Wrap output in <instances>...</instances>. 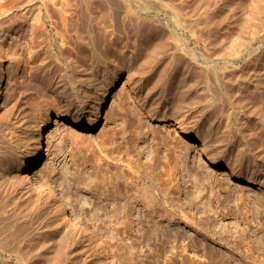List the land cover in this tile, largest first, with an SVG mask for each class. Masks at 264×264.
I'll use <instances>...</instances> for the list:
<instances>
[{"label": "rangeland", "instance_id": "obj_1", "mask_svg": "<svg viewBox=\"0 0 264 264\" xmlns=\"http://www.w3.org/2000/svg\"><path fill=\"white\" fill-rule=\"evenodd\" d=\"M103 1L108 4L111 14L107 19L103 17L100 24L110 23L108 28L113 29L114 42L108 43L104 40L105 42L96 44L93 51L96 54L91 56L89 51L83 52L82 46L75 41L76 36H73L74 39L71 37L74 30L71 31L72 34L69 32L72 38H67L68 46L72 49L68 52L69 58L75 55L73 51L81 54L77 70L84 72L75 71V74L71 68L73 71L67 72L66 80L61 66L64 67L68 59H61L57 54L61 49V34L65 32L63 29L61 30L63 32L59 33L63 24L60 22L61 28L60 24L55 25L52 19L46 18L47 10L43 0H0V78L3 84L0 98V246L4 243L5 249L10 248L12 251L9 250V253L6 249L4 255L9 258L12 254L16 262L21 257L24 261L26 259L25 262H29L28 264H109L106 262L104 249L95 239L74 230L47 202L31 193L22 167V159L31 144L38 139L44 121L57 116H70L84 98L88 99L87 105L91 107L97 91L104 89L107 83H112L114 85L110 90L111 103L100 117L97 118L96 113L89 111L82 116L79 124L64 122L53 126L52 146L45 159L38 165V175L48 186L56 190L61 198L67 200L68 205L74 208L95 231L109 241L116 251L119 264H264V180L253 181L241 169L242 164H233L237 162L236 152L230 148L232 137L225 134L226 128L221 114L209 111L203 106V109L198 111L200 114L197 112L200 121L188 120V123H195L189 126L196 127L202 124L204 130L212 123L209 125L212 126L205 130L211 135L207 137L208 140L207 135L203 133L195 137L189 133H182V129L188 125L186 119L189 113L193 107L196 108L193 104L198 103L194 99L190 101L188 109L185 107L187 110L191 109V112L182 111L183 116L177 117L176 121H161L151 116L152 112L147 111L146 105L143 104L142 97H150L155 91L154 87L158 85L159 92H164L162 95L170 97L164 101L167 104L164 108L168 106L167 111H172L173 108L175 109L173 111H176L173 99L178 101L180 93L178 87L182 83H187L188 79L190 82L204 79L205 70L200 68L204 66L198 69L192 65L185 66L187 72L181 75L184 80L180 79L181 76L176 75L177 63L170 59L173 56L171 54L175 39L171 33L169 35V29L161 25L160 27L157 23L159 21L156 24H149L150 22L126 0ZM140 1L136 2V8L140 6ZM156 1L161 3V0L144 2L154 4ZM163 1L186 2V0ZM233 1L220 2L226 10H222L223 16L226 12L225 17L229 20H225L220 26L218 35L220 39V35L222 37L224 35L222 38L224 39L225 34L228 37L232 35V38L240 36L237 30L243 29L241 19L244 22L249 21L246 24L251 21V24L258 22L264 29V0ZM190 2L193 3V0ZM229 6H233L232 9ZM86 13L89 27H92L90 14L87 11ZM233 13L241 17L239 20L241 23L236 21L239 18L233 17ZM164 16L167 17L162 14L163 18ZM205 20L207 19L203 18L201 29L207 31ZM244 22L245 29L251 31L254 25L249 24L248 27L249 25ZM237 23L241 24V28ZM150 25H154L155 28ZM183 28V37L187 31V36L196 39L197 35L193 33L198 26L195 28L193 26V30ZM246 31L247 29L246 34L249 33ZM82 33L87 34L84 31ZM202 41L204 43L203 39ZM91 43L87 45L92 47ZM203 43L201 42L202 45ZM255 45H260V41ZM152 53L157 55L151 56ZM149 55L151 59H155H152L153 63L149 62L151 61ZM147 58L149 61H146ZM89 70L94 72V75L87 79L88 75L84 73L90 72ZM198 71L199 77L204 75L203 78H197ZM70 74L76 81L77 76L79 79L85 77L76 82L77 85L81 83L79 89L75 88L76 84L71 83ZM157 78L166 79L163 81L161 79L158 83ZM153 82H156V85ZM175 85L178 88L176 90ZM196 85L190 84V87L194 88L191 87L189 90L192 93L189 91L187 93L189 96L192 95L191 99L193 91H196ZM64 89H67L68 94L62 92ZM116 92L120 94L115 95ZM142 106L147 111L144 120L148 124L144 127L147 132L143 130L147 135L144 137L139 134L140 127L136 120ZM209 114L214 115L211 117ZM211 118L214 119L213 122L216 121L213 123ZM153 129L158 131L155 132ZM166 129L169 133L168 143L173 145L179 140L190 143L192 146L190 153L196 156L193 171L195 174L199 173V176L191 175L185 170L191 162L184 156L177 176L174 177V181L170 180L181 185V190L175 192L176 204L170 203L173 196L169 199L170 194H164L166 206L161 204L153 208L148 205V199L142 193L145 190L143 187L147 188L146 186L150 185L149 181L150 183L152 181L149 178L151 177L149 169L146 170L147 167L143 164L150 163L147 155L159 144L156 142L159 138L156 139L155 136L159 134L163 136ZM213 132L216 135L218 133V136ZM213 136L214 139H211ZM179 144L181 145V142ZM127 148L130 149V155ZM143 149L145 151L140 152ZM209 152L214 153L213 156ZM207 157H212L221 165L213 162L206 164ZM131 158L133 161L130 164L135 165L133 167L126 165L128 163L126 160L131 161ZM114 161L123 163V166L117 167L120 173ZM138 165H142V168ZM139 168L146 171H138ZM122 170L125 176L123 172L121 173ZM112 177L115 180H112ZM129 180L131 183L128 184ZM167 181L166 186L171 183ZM137 186L139 188H136ZM138 189H142V192ZM10 244L11 246L14 244L16 248L12 250Z\"/></svg>", "mask_w": 264, "mask_h": 264}, {"label": "bare ground", "instance_id": "obj_2", "mask_svg": "<svg viewBox=\"0 0 264 264\" xmlns=\"http://www.w3.org/2000/svg\"><path fill=\"white\" fill-rule=\"evenodd\" d=\"M126 1L133 8H135L137 10V12L141 13L144 16V19H146L148 22H150L149 24H151V23L156 24V22L159 21V22H157L159 24V26L161 25L162 27L169 29V31H170L169 35L171 33V35L175 39L174 45H173V51L171 54L173 56L170 57V59L172 60L173 63H177V68H175L176 69V75L181 76V75L185 74V72H187V71L184 68H185V66H188V65H192L194 67H197V69L200 66H204V68H202V67H200V68L205 70V73H206L204 79H202V80L200 79L199 81H197V79L194 78V79H196L197 83H196V81L190 82L189 79H188V81L190 82L189 84H188V81H187V83H182V85H180V83L178 82L180 85V87H178V88H180L178 91L180 93L178 94V92H177V94L179 95V98H177L178 101H175L176 99L174 97H173L174 98L173 100L176 103H174L171 100L173 102V105L176 104L175 106H176L178 111L177 110L173 111V109H174L173 107H175L173 105H172L173 107L170 106L173 108V109H171L172 111H170V110L167 111L166 107H168V106H165V108H164V105L166 104L164 101L170 97H167V95H164V94L162 95V93H164V92L160 93L159 87H157L158 85H156V82H153L154 85H156V88L154 87L155 91L154 92L152 91L153 93L151 94L150 97H147V98L142 97V99L144 101L143 104L146 105L147 111L152 112V115H151V113H150V115L155 116L156 118L160 119L161 121H169V120L176 121L177 117L179 118L180 115H181V117L183 116L182 111H184V112L187 111V113H188L191 110V109L190 110H187V109H188V106L190 104V101L194 99V101L195 102L197 101L198 103L193 104L194 106L196 105V108L195 107H193L194 109L192 108V112L190 111L191 113H189L190 115H188L189 117H188V119H186L187 121L185 120L188 124L186 126H188V127L186 128L185 125H182V126H185L182 129L183 130L182 133H189L191 136H194V137L200 133H203V134L207 135L206 138L207 137L209 138V136H211V135L209 134V132L206 133L205 130L212 123H210L206 127V129L204 130V127L201 126L202 124L201 125L196 124L197 125L196 127H193L194 125L189 126V124L192 125L195 123H188V120H190V119L195 120L196 119L197 122L200 121V119L198 118V117H200V116H198V113H199L198 111L203 109V106H205L204 108L209 109V111L219 112L221 114L223 120H224V124H225V128H226L225 134L232 137V144H231L230 148H231V150L236 152L235 155L237 158V159H235V160H237V162H235V160L233 159L235 162L233 164H236V163L242 164L241 169H243L244 173L247 174V176H249L253 181H255V180L263 181L264 180V31H262V30H264V29H262L263 27L261 28L258 22L256 24H251L252 23V21H251V23H249V24L254 25V26L251 27L252 29L250 28L251 31H249L248 28H246L247 31H249V33L246 31L247 34H249V35H247L245 33V30H246L245 27L246 26H243L244 21H242L241 17L239 18V17H237L238 15L236 16L235 13H233L234 14L233 17L235 16V17L239 18L238 20H236L237 18L235 20L238 21V23L240 21L242 22V23L240 22L242 25L238 24V23L237 24L239 26L241 25L243 27V29H241V30H237L238 28L236 29L237 31H239L240 36H238L239 38L234 37L235 38L234 39V38H232V35H230L228 37V36H226L227 34H225V38L222 39L224 37V35H223V37H222V35H220L221 36V39H220L218 36L220 33L219 32L220 31L219 29L221 28L220 26H221V24H223L225 22V20L229 21L225 17V14H227L226 12L223 16L224 12L222 13V10L224 9L223 8L224 5L222 6L223 3L222 4L220 3L221 0H208V1L207 0H195V1L193 0V3H191L190 0H186V2L182 1V2H178V3L174 2V1H172V2L171 1L170 2L165 1L164 2L163 0H161V3L160 2L158 3L156 1L157 4L154 3L155 5L153 3L150 4L149 2L146 3L149 0H144L146 2L140 1V0H126ZM139 1H140V6L138 5L139 4L138 3L137 6H139V7L136 8L135 7L136 2H139ZM105 2L106 1H103V0H43V4L45 5V8L47 10V14H45V15H47L46 18L52 19V21L55 22V25L60 24L59 25L60 27L62 26L61 23L63 24V28L61 27L62 29H60L59 33H62L63 31H65L61 34L62 35L61 36L62 37V39H61L62 43H60L61 49L59 48L60 51H57L59 58H61V59L66 58V60L68 59L67 64L66 65L64 64L65 65L64 67L61 66V68H63L64 72H65L63 74L64 79L67 80V77H66L67 72L73 71L71 68L74 69L73 73H75V71L76 72L77 71L78 72H80V71L84 72V70H80V71L77 70L78 65H79V64H77V62L80 59V57L82 56L81 54L79 55L78 53H76V52L74 53V51H73L72 53L75 54L76 56L71 54L73 57L69 58L68 52H71L72 49H71V46L70 47L68 46L67 38L70 39L71 37L76 36L75 41L82 46L83 52H84V50H86V52L89 51L88 53H91L90 54L91 56L96 54V52L95 53L93 52V51H95L94 48H96V46H97L96 44H99L100 42L102 43L105 41L108 43L114 42L115 35L113 33V36H112L113 29L108 28L110 23L100 24V20L103 17H105L107 19L108 15L111 14V10H110L108 4ZM225 4H226V2H225ZM232 7L229 6L230 9H232ZM85 10L90 14V25L92 27H89V22H87V17H85V15L87 14ZM234 11H236V10H234ZM162 14L166 15L167 17L164 16V18H163ZM229 15H230V12H229ZM230 17L233 19L232 16H230ZM203 18L207 19V20H205L206 21L205 23H207V29H208L207 31L206 30L204 31L203 29H201V23L202 22L204 23ZM106 19H105V21H106ZM189 20H190V22H189ZM244 20H246V19H244ZM52 21H51V23H52ZM231 21H233V20H231ZM257 21H259V20H257ZM246 22H249V21H245L244 23L246 24ZM237 24H236V26H237ZM249 24H246V25H249ZM261 24L263 25V22ZM229 25H230V23H229ZM229 25H228V28H229ZM250 25L248 27H250ZM150 26L155 28L154 25L153 26L150 25ZM193 26H194V28H195V26H198V28L195 30L196 32L193 33V31H192L193 34L196 33L197 37L194 36V37H196V39L193 38L192 36H187V34H188L187 31L185 32L187 37L185 35H184L185 37H183V35H182V33L184 32L182 30V29H184L183 27H187V28H190L193 30ZM234 26H235V24H234ZM239 26H237V27H239ZM241 26H240V28H241ZM202 28H203V25H202ZM230 28L232 29V27H230ZM63 29H65V30H63ZM101 29H103V31H101ZM204 29H205V26H204ZM61 30H63V31L61 32ZM73 30H74V32L72 34L71 31H73ZM226 30H228V29H226ZM226 30H224V31H226ZM83 31L87 32V34H83L82 33ZM94 31H98V33H94ZM152 31L153 30H151V32ZM69 32L72 34L71 37L69 35ZM221 32H223V31H221ZM231 32H232V30H231ZM234 32H233V34H234ZM223 33H221V34H223ZM237 33L238 32H236V34ZM115 34H117V33L115 32ZM155 34H156V31H155ZM236 34H235V36H236ZM149 35L151 36V34H149ZM205 36H206V38H205ZM74 37H73V39H74ZM86 38L88 39L86 41H89V42L85 41ZM202 39L204 40V43H203ZM70 41L72 42V40H70ZM258 41H260V45H255V43ZM90 42H92L91 44H93L92 47L87 45ZM201 42L203 43V45L201 44ZM79 52H81V51H79ZM154 53H156V52H154ZM154 53H152L151 56L157 55V54L153 55ZM148 57L150 58V55ZM168 58L169 57H167V59ZM152 59H154V58H152ZM152 59H151V61H149L147 58L146 61L153 63ZM170 59H168V60H170ZM146 61H144V62L148 63ZM154 62H157V61H154ZM145 63H143V64H145ZM166 63L168 64L167 60H166ZM169 63H170V61H169ZM155 65H157V64H155ZM173 66H175V65H173ZM149 68H151V67H149ZM149 68H146V69H149ZM151 69H153V68H151ZM150 70H148V71H150ZM203 70H200V71H203ZM148 71H146V72H148ZM200 71L197 72V75H198L197 78H203V76H204L203 74H201L203 76L199 77ZM202 73H204V71ZM84 74L85 75L87 74L88 76H86V77H87V79H89L90 76L94 75V72L90 71L87 73L85 72ZM163 75L164 74H162V76ZM190 76L192 77V75H190ZM194 76H195V74H194ZM163 77H165V76H163ZM166 77H168V76H166ZM185 77L187 78V76H185ZM70 78H71V74H70ZM84 78L81 77L80 79L82 80ZM169 78H173V77L169 76ZM182 78L183 77L181 76L180 79H182ZM78 79H79V77L77 76V81H76V79L73 80V77L70 80H71V83L73 82V84L75 85L76 82H78ZM161 79L163 81L166 78H164V79L161 78ZM161 79H158L159 80L158 83H160ZM158 80H156V81H158ZM182 80H184V79H182ZM171 81H173V80H171ZM167 82H166V84H167ZM79 83H80V81H79ZM193 83H195V85L198 84L199 88H198V85H196L197 86L196 91H193L194 92L193 98L191 99L190 97H192V95L189 96L187 93L191 87L193 88L194 85L190 87V84L192 85ZM166 84H164V85H166ZM185 84H187V85H185ZM79 85H81V83L78 84L77 87H75V88L79 89L78 88ZM113 85L114 84H112V83H107V85L105 86L104 89L100 90V92H98V91H97V93L95 92L96 94L94 93L95 95L93 96V102L91 104L92 105L91 107H89L87 105L88 99L84 98L82 101H80V103L77 105V108L73 111V113L70 116H57L55 118H50V119L44 121L40 127L38 139L33 144H31L26 156L22 159V167H23V170L25 172L26 179L29 182L28 189L31 191V193L35 194L36 196H38L39 198H41L42 200L47 202L51 206L52 210H54L60 216V218H62L63 220H66V221H68V223H70V226H72V228H74V230L78 231L83 236H87V237L95 239L98 242V244H100L102 246V248L104 249V256L106 258V262H108L109 264H119L118 258L116 256V251L114 250L113 246L109 243V241H107V239L103 235H101L97 231H95V229L92 228L87 223V221L74 208L69 206L68 205L69 203L67 202V200H64L63 198H61V195H59V193L56 190H53L50 186H48L46 181L38 175V170H37L39 163H41L45 159L46 154L51 149L53 136H54L53 126L56 124H63L64 122L65 123H72V124H79L82 120V116L86 112H89V111L96 113L97 118L100 117L102 115V112L111 103L112 92H110V90L112 89ZM154 85H152V89H153ZM169 85H170V83H169ZM159 86H160V84H159ZM163 86L161 87V91H162ZM175 86H176L175 87V90H176L177 85H175ZM71 88H73V87H71ZM73 90H74V88H73ZM2 91H3V84H2V78H0V98L2 96ZM62 92H64L65 94H68L67 89L66 90L64 89V91H62ZM189 92H191V91H189ZM118 93L119 92H116L115 95ZM171 101L169 100V102H171ZM169 105H171V104H169ZM185 107H187V109ZM178 108H180V109H178ZM147 111H145V108L142 106V110L139 111L137 119H136L138 122V123L137 122L136 123H137L138 127H140V130H141V131L139 130V134L142 137H144V135H146L143 130L145 129L146 130L145 132H147V129L144 128L146 125H148L145 122L146 120H144L146 118ZM213 115L214 114H212V116ZM185 116H186V114H185ZM209 116H211V114H209ZM216 117H217V113H216L215 119H216ZM213 120L214 119L211 118L212 122H213ZM196 121H194V122H196ZM182 122H183V120H182ZM177 123H179V121H177ZM211 126H209V127H211ZM216 127H218V124ZM211 129H209V130H211ZM214 130H215V128H214ZM153 131L157 132L158 130L153 129ZM212 131L213 130H211V132ZM215 131L217 132V129ZM223 131H224V129H223ZM236 131H238V133ZM213 133H215V132H213ZM221 133H223V132H221ZM221 133H219V134H221ZM235 133H237V134H235ZM159 135L155 136V138L156 137L159 138V140L156 141L159 143L158 146L155 147V149L152 147L153 148V150L151 148L152 153H148V155H147L150 158V159L148 158L150 160V163L147 162L148 163V165H147V163H144L145 160L142 161L144 164L142 162H139V164H143L144 166L147 167L146 170L149 169L148 173H149V176H151L149 178L152 181H151V183L149 181L150 185L146 186L147 188L142 186L146 191L144 190L142 192L141 191L142 189H138V190L141 191L143 193V195L146 196V198L148 199V205L153 207V208H156L161 204H165L164 206H166V202L163 199L164 194H170V197H169V195L167 196V197H169V199H171V196H173V198H172L173 202L170 201L171 204L177 202L174 200L177 198L176 197L177 195L175 192H177L178 190H181L180 189L181 185L176 184L177 182L172 183L170 180H173L174 177L177 176V174L180 170V167H182L180 165H181V161L184 160L183 159L184 156H186V158H188L190 160L189 162H191L187 167H185V170H187L189 173H191V175L195 174V172L193 171L194 170L193 163H194L196 156H195V154L191 155V153H190L191 147H192L190 145V143L185 141V140H181V141L179 140L177 143H175L173 145L168 143L167 140H168L169 133H168L167 129H166V132L164 133L163 136H159ZM214 135H216V133ZM216 136H218V133ZM207 139L205 140L206 142H207ZM211 139H214V136ZM216 139H217V137H216ZM223 140H225V139H223ZM130 141H132V140L130 139ZM180 142H181V145L179 144ZM184 144H186V145H184ZM211 144H210V146H211ZM228 145H229V143H228ZM126 146H128V145H126ZM224 150H226V149H224ZM141 151L144 152L145 149L140 150V152ZM127 152L129 153L128 155H130V153H131L130 149H128ZM206 154H208V153H206ZM209 154H211V156H213L212 154H214V153L209 152ZM214 156H216V155H214ZM223 157H224V155H223ZM229 157H232V155L231 156L229 155ZM224 159H226V158H224ZM149 160H147V161H149ZM132 161H133L132 158H131V161L126 160V162L129 163V164L126 163V165H128L130 167L135 166V165H131ZM116 162H115L116 169H117V167L119 168L120 166H123L122 165L123 163L118 162V161H116ZM205 162H206V164H210L213 162V163H216L217 165H221L220 162L215 161L212 157H207L205 159ZM124 164H125V162H124ZM227 165H228V163H227ZM236 165H238V164H236ZM139 166L142 168V165H138V167ZM229 166H234V165L229 164ZM108 167H110V165ZM146 167H144V168H146ZM238 167H240V166H238ZM136 169H137V167H136ZM112 170L113 169H111V171ZM118 170L120 171V169H117V171ZM140 170L141 169L139 168L138 171H140ZM143 170L146 171L145 169H142L141 172ZM117 171H116V173H117ZM119 171H118V173H120ZM122 172L124 173L123 176H125L124 170H122L121 173ZM148 173L146 175H148ZM197 174H195V175L198 177L199 173H197ZM114 175H113V177H114ZM120 176H121V174H120ZM113 177H112V180L113 179L115 180V178L117 176L115 175V178H113ZM126 177H128V176L126 175ZM209 177H212V175H209ZM132 180H133V178H132ZM167 180L170 181L171 183L166 186L165 181H167ZM127 183L128 184L131 183V180L127 181ZM136 188H139V187L137 186ZM130 190H132V187ZM39 212H40V210H39ZM3 244H2V246H0V264H28L29 263V262L28 263L25 262L27 260L25 259V261H24L23 258H21V257L19 259H17V262L14 261L12 254H10V257L8 258V256L4 255L5 250L6 249L8 250V248L5 249L6 246H3ZM10 246H11V244H10ZM12 246H11L12 250H13V248L14 249L16 248L15 245L13 247ZM18 247H19V245H18ZM20 249H19V251H20ZM9 250H10V248H9ZM10 251H9V253H10ZM21 251H22V249H21ZM14 254H18V253H14ZM20 254H21V252H20ZM16 256H18V255H16Z\"/></svg>", "mask_w": 264, "mask_h": 264}]
</instances>
